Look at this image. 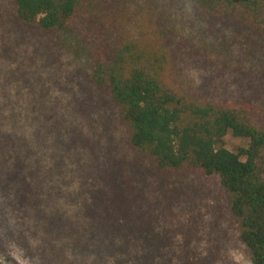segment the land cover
<instances>
[{
  "label": "rangeland",
  "instance_id": "rangeland-1",
  "mask_svg": "<svg viewBox=\"0 0 264 264\" xmlns=\"http://www.w3.org/2000/svg\"><path fill=\"white\" fill-rule=\"evenodd\" d=\"M157 30L190 95L264 100V32L196 0H96L60 32L23 26L13 0H0V123L11 138L7 161L0 152V264H251L219 178L158 169L93 81L103 36ZM248 142L225 136L232 150ZM13 174L31 190L20 202Z\"/></svg>",
  "mask_w": 264,
  "mask_h": 264
},
{
  "label": "trees",
  "instance_id": "trees-1",
  "mask_svg": "<svg viewBox=\"0 0 264 264\" xmlns=\"http://www.w3.org/2000/svg\"><path fill=\"white\" fill-rule=\"evenodd\" d=\"M95 1L13 0L20 23L45 32L65 31L85 22ZM196 2L218 19L235 18L264 32V0ZM97 50L93 81L108 88L120 106L130 126L131 145L162 171L216 175L229 194V207L251 264H264V100H200L190 95L171 78L173 54L160 30L149 37L111 33L110 40L102 37ZM229 132L248 138L247 146L228 148ZM10 141L0 123L3 161ZM13 178L20 202L26 189L31 190L20 186L15 174Z\"/></svg>",
  "mask_w": 264,
  "mask_h": 264
}]
</instances>
